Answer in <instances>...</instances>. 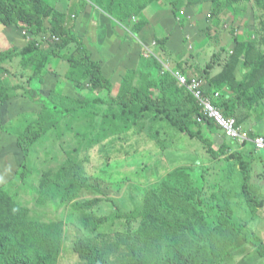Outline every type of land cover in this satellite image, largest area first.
<instances>
[{
  "label": "rangeland",
  "instance_id": "1",
  "mask_svg": "<svg viewBox=\"0 0 264 264\" xmlns=\"http://www.w3.org/2000/svg\"><path fill=\"white\" fill-rule=\"evenodd\" d=\"M46 1L65 7L68 28L82 46L74 42L54 53L50 44H41L40 51L27 55L25 63L22 51L36 38L0 24V53H9L0 64V87L8 92L6 100L0 99L1 227L48 236L39 245L44 251H54L51 264H85L76 248L88 240H108L116 261L122 255L118 252L126 248L117 235L138 238L140 227L146 225L144 218L128 214L150 205L153 191L175 172L173 182L183 185L192 182L196 174L214 178L217 159L212 150L221 159L236 153L243 156L254 174L251 191L264 201V154L217 138L218 131L206 127L202 133L213 143L208 145L173 124L179 120L199 129L192 101L175 83L178 69L185 68L191 75L207 72L212 80L231 66L235 82L226 86L225 92L235 100L243 91L252 93L264 87V2L241 0L214 17L211 0H183L175 18L171 5L177 0H125V24H121L116 19L119 4L111 0ZM111 5L114 16L108 12ZM152 5L162 7L163 14H152L154 8L145 13ZM103 27L109 32L103 37L88 36H96ZM83 46L102 65L109 88L93 91L88 71L66 59L81 57ZM11 51L17 54L13 58ZM137 90L146 92L153 104L133 121L135 116L123 115L122 106L114 99ZM49 100L85 103L86 107L49 126L47 138L27 156L8 129L46 112L44 105ZM241 119L244 128L264 135V100ZM224 143L227 148L221 152ZM228 165H232L230 181L244 179L238 158H228L225 169ZM222 186L239 216L264 239V207L250 204L241 187L231 182H222ZM185 196L195 199L194 195ZM92 199L99 201L96 206H79ZM84 213L107 221L92 230L81 221ZM193 213L198 232L208 225L213 228L201 208ZM20 244L21 240H15L14 250ZM148 245L142 239V248ZM206 248L208 254L199 257L201 264H264L257 246L230 229H219Z\"/></svg>",
  "mask_w": 264,
  "mask_h": 264
},
{
  "label": "trees",
  "instance_id": "2",
  "mask_svg": "<svg viewBox=\"0 0 264 264\" xmlns=\"http://www.w3.org/2000/svg\"><path fill=\"white\" fill-rule=\"evenodd\" d=\"M240 1L211 0L213 16H218L223 8L228 6L233 7ZM260 1L264 2V0ZM124 2L125 0H111V3L115 5L119 4L120 14L116 16V19L121 24H125L122 8ZM183 3V0L173 1L171 5L172 15L175 18H177L179 7ZM108 12L112 16L115 15L114 5L109 7ZM48 19L51 21L48 22ZM67 21L68 15L59 11L55 4H48L46 0H0V24L5 27H17L21 31L25 30L33 38H36L33 44L22 51L21 56L25 57V63L27 55L40 51L41 47L38 37L45 34H51L59 38V41L50 43L54 53L60 52L63 48L74 42L82 46V43L72 35ZM131 32L136 35L135 31L131 30ZM83 50V57L73 55L67 56L66 59L73 66H80L88 71L93 91L109 88L110 82L105 77L102 65L99 61L92 58V53L86 47L83 46ZM11 52L12 58L13 55H17L14 51ZM7 56H9V53H0V64L5 62ZM233 58L241 61V58L237 59V55H234ZM179 70L190 77L199 76L205 78L208 81L207 89L210 94L215 91L221 93V96L215 100V105L222 110L225 116L235 117L240 126H242L241 117L245 113L254 110L258 106V103L264 100V87L252 93L243 91L241 96L236 100L233 99L232 95L225 92L228 90L226 86L230 88L232 82H235L231 66L227 65L224 71L212 80L208 77L207 72L191 75L185 68ZM179 88L192 101L195 112L198 115L200 111L193 97L185 89ZM7 96L8 92L0 87V99L6 100ZM31 97L35 98L36 95L33 93ZM114 101L122 106L123 115L133 114L135 116L133 121L136 120L141 112L148 111L153 104L148 94L141 90L121 95L115 98ZM85 107V103L70 105V103L61 104L60 102L49 100L44 105L46 112H42L38 117L30 121L25 118L17 127L10 128L8 131L11 135L16 136L17 146L28 156L30 150L39 141L47 138L50 131L49 126L51 128V126L58 124L63 118L77 113ZM196 123L199 126L198 131L185 126L179 120L173 121V124L181 132L189 135L190 138L211 145L212 142L208 141L203 133L206 127H209L213 131L216 129L219 132L218 127L211 120H206L203 124H199L196 120ZM203 128L204 131H202ZM251 135L252 137H256L258 134L252 133ZM222 138L226 141L236 142L228 139L226 136ZM226 144L222 145L224 149L221 152H225L227 148ZM243 147L255 150L257 153H262L252 142L245 143ZM212 153L217 159L214 167V178H206L196 174L192 182L183 185L173 182L177 172L173 173L165 179L157 191H153L150 205H147L143 210L133 211L128 214L129 217L144 218L146 225L140 227L137 232L138 238L130 234L126 236L117 235V238L121 239V244L126 247L118 252L122 253V255L117 257L115 261L111 257L113 247L108 240L101 242L88 240L76 248V252L85 261V264H201L199 257L208 254L206 244L209 242L213 243L214 236L219 229H230L236 236H244L246 241L257 246L258 252L264 256V239L254 233L248 223L239 216L234 203L226 198L222 186V182H231L233 186L242 188L250 204L264 207V201L258 200L257 195L251 191L250 181L251 178H254V174L252 175L249 172L248 165L243 156L237 155L239 153L226 159H221V156L215 150L214 152L212 150ZM228 158H238L244 170V179L242 178L237 183L230 181L229 178L232 165H228L225 169ZM76 183L82 185L81 182ZM76 183L71 184L74 186ZM185 193L190 196L194 195L195 199L188 198L185 196ZM98 202L97 199L86 200L80 203L79 206L87 209L96 206ZM199 208L204 211L206 220L213 222V228L208 225L205 226L203 232L196 230L193 223L196 214L193 213V210ZM119 214L118 218H120ZM81 221L86 226L91 227L92 230H96L102 223L107 221V218L84 213L81 216ZM47 230H49V227ZM46 239H48V236L32 234L30 231L5 229L0 226V264H51L55 255L54 251L52 249L44 251L40 247ZM142 239L149 244L146 249H143L141 246ZM15 240H21V244L19 248L14 250ZM157 245H160L159 250H157ZM11 248L13 251L8 253ZM153 250L154 252H152Z\"/></svg>",
  "mask_w": 264,
  "mask_h": 264
},
{
  "label": "built area",
  "instance_id": "3",
  "mask_svg": "<svg viewBox=\"0 0 264 264\" xmlns=\"http://www.w3.org/2000/svg\"><path fill=\"white\" fill-rule=\"evenodd\" d=\"M23 35H27L31 39V36L26 31L23 32ZM45 35L39 36L40 45L59 41V38L54 35ZM174 77L177 85L185 89L195 100L200 111L197 117L199 124L205 123L206 120H211L228 139L239 142L242 146L247 142H252L260 152L264 153V135L252 137L251 131L240 126L235 117L225 116L222 110L215 105V100L221 96V93L215 91L210 94L207 89L208 81L205 78L199 76L190 77L179 69L174 72Z\"/></svg>",
  "mask_w": 264,
  "mask_h": 264
},
{
  "label": "crops",
  "instance_id": "4",
  "mask_svg": "<svg viewBox=\"0 0 264 264\" xmlns=\"http://www.w3.org/2000/svg\"><path fill=\"white\" fill-rule=\"evenodd\" d=\"M161 1H163V2H165V0H161ZM61 8V9H60ZM63 8L65 9V7H63V6H58L57 7V9L59 10V11H61V12H64L65 14H67V11H65V10H63ZM151 8H154L155 10H154V12L152 13V14H154V13H156V15H161V14H163V12H162V10H161V8L162 7H160V6H154V5H152V7L150 6V7H148V8H146L145 10H144V12L146 13L148 10H150ZM67 9V8H66ZM99 26H100V24H99ZM104 27H106L107 28V26H106V24H105V26ZM104 27H103V29L102 30H100L99 31V33H97V35L96 36H91V35H88V36H90L91 38H93V39H98V37L99 38H101V37H103V35L105 34V33H109L108 32V30H104ZM23 36V35H22ZM25 38V37H24ZM21 42V41H20ZM14 44H18V42L17 41H14ZM88 49V48H87ZM91 53H92V51L90 50V49H88ZM103 51H106V45H103ZM94 52V51H93ZM95 53V52H94ZM97 53V52H96ZM260 131H261V129H260ZM221 138V137H224V134H223V132H221L220 130H219V132H218V134H217V138Z\"/></svg>",
  "mask_w": 264,
  "mask_h": 264
},
{
  "label": "clouds",
  "instance_id": "5",
  "mask_svg": "<svg viewBox=\"0 0 264 264\" xmlns=\"http://www.w3.org/2000/svg\"><path fill=\"white\" fill-rule=\"evenodd\" d=\"M25 30H23V32H24ZM29 34V33H28ZM22 35H23V33H22ZM30 35V34H29ZM24 36V35H23ZM31 36V35H30ZM32 37V36H31ZM252 133V132H251ZM258 135H261V134H258Z\"/></svg>",
  "mask_w": 264,
  "mask_h": 264
}]
</instances>
